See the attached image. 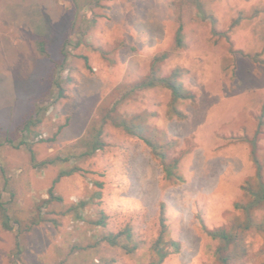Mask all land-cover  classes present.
<instances>
[{"label":"rangeland","instance_id":"obj_1","mask_svg":"<svg viewBox=\"0 0 264 264\" xmlns=\"http://www.w3.org/2000/svg\"><path fill=\"white\" fill-rule=\"evenodd\" d=\"M179 28L183 46L175 47ZM37 37L57 60L68 39L67 59L54 75L63 88L58 100ZM162 52L168 57L160 73L182 68V84L193 95L178 106L185 117L169 116V94L162 88L137 91L117 110L154 114L149 122L179 141L176 150H189L185 181L166 188L144 144L109 123L103 148L80 155L90 125L99 124ZM260 116L264 0H0V130L25 142L0 146V204L13 225L5 230L0 219V264H11L18 227L23 264H147L160 203L168 234L180 243L162 264H210L213 242L198 217L214 227L236 213L240 184L255 172L243 138L254 134ZM28 119L33 122L22 130ZM257 142L264 161V124ZM27 144L37 161L60 160L34 168ZM73 166L78 170L53 185L61 201L48 202L43 220L23 231L59 171ZM81 201L80 219L67 208ZM101 214L104 227L93 224ZM126 225L140 242L135 253L96 243L97 236ZM251 240L253 250L264 244L261 236Z\"/></svg>","mask_w":264,"mask_h":264},{"label":"trees","instance_id":"obj_2","mask_svg":"<svg viewBox=\"0 0 264 264\" xmlns=\"http://www.w3.org/2000/svg\"><path fill=\"white\" fill-rule=\"evenodd\" d=\"M208 16L203 14L202 18ZM175 47L183 46V40L180 33V28L175 33ZM68 39H66L60 49L61 60L53 59L47 48L46 40L43 37L36 38V45L38 52L48 58L51 68L49 80L56 88V100L63 97V88L60 85L59 78H54L56 69L62 65L67 59L65 47ZM168 57L167 52H162L155 55L151 59L150 68L147 74L139 77L132 82H129L127 91H125L119 99L114 102L103 112L100 117L99 124L92 123L80 140L83 150L80 155L90 156L97 150H100L105 145L102 138L104 126L111 124L120 128L127 135L140 140L148 150L151 158L158 164L161 174V183L164 188L175 186L185 181L183 162L189 150L180 149L179 141L175 138H170L169 135L163 131L155 128L150 122L149 118L154 114L148 113H134L130 115H123L118 112L117 106L125 99L131 98L137 91H144L155 88L165 89L169 94V102L167 104V113L170 117L176 119H183L184 112L178 107L180 103L193 98L182 84L181 74L183 69L174 67L167 74L160 73V63ZM85 58V57H84ZM86 60V58H85ZM122 87H118L119 91ZM32 119H28L23 129H27L32 123ZM264 119L261 116L258 119L257 128L251 137L245 136L246 142L250 145V157L255 167V172L252 176L243 179L240 184L241 195L233 203V209L236 213L229 214L225 222L218 226L207 227L203 222L201 216L198 221L201 225V230L204 235L213 242L212 256L213 261L210 264H264V244L257 250L251 248L253 236H261L264 238V161L257 155L258 150V135L262 133V125ZM23 140L15 143L13 138L3 135L0 130V146L4 144L18 147V144H24ZM28 146L30 153V163L34 168H42L47 165L56 163L60 158H46L37 161L33 150ZM78 168L76 166L67 170H60L54 178L52 185L48 188V197L38 203L35 207V214L30 225L24 228L26 231L43 220L41 210L50 201H61V197L57 196L53 191V185L63 176H68ZM84 202H78L67 208V211H74L77 218H82L81 210ZM0 219L1 227L5 230L13 229L6 208L0 204ZM94 225L104 227L105 215L101 214L93 222ZM17 237L13 248L8 253V259L11 264H23L22 254L24 247L20 241V232L22 230L18 227ZM96 243H104L111 247L120 248L125 254H133L139 247L140 242L135 239L134 232L131 226L126 225L117 232H107L97 236ZM180 243L178 240L170 237L167 226L165 224L164 205H159V229L156 237L151 241L148 249L147 264H162L170 255L179 252ZM97 264V263H94Z\"/></svg>","mask_w":264,"mask_h":264}]
</instances>
